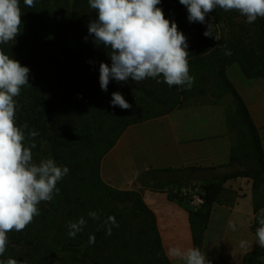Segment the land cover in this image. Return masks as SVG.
Listing matches in <instances>:
<instances>
[{
  "label": "trees",
  "instance_id": "16d2710c",
  "mask_svg": "<svg viewBox=\"0 0 264 264\" xmlns=\"http://www.w3.org/2000/svg\"><path fill=\"white\" fill-rule=\"evenodd\" d=\"M34 4L30 8L20 0V34L0 44V50L30 69V86H23L14 99L17 126L27 123L26 133L39 132L34 139L36 147L31 149L33 161L52 158L70 171L57 183L59 193L38 205L40 214L23 231L7 234L8 244L0 260L13 258L21 264H172L156 215L142 191L114 188L103 179L101 168L129 127L168 116L191 101L218 104L231 98L226 123L235 136L230 166L236 170L203 180L205 203L200 208H194L188 195L181 194V187L187 186L183 181L197 180L194 175L200 168L153 170L147 175L155 185L147 183L146 187L166 191L171 200L185 207L193 247L201 252L213 206L225 202L227 181L252 180L254 212L259 214L264 208V148L259 128L228 71L237 65L246 78L264 80V18L252 24L239 22L231 11L217 7L205 23H190L187 8L179 0H161L157 7L187 38L193 86L169 87L162 77L160 83L152 78L120 83L113 79L105 92L99 82V65L111 66V60L108 50L89 35L88 25L97 15L88 0H34ZM208 24H213L211 36L204 35ZM225 46L231 55H225ZM114 92L121 93L131 108L113 107ZM31 142L26 136L25 145ZM177 185L181 187L174 192L171 186ZM89 211L100 213V220L91 219ZM109 216L119 225L112 227L110 236L106 227H101ZM80 217L87 224L70 238L66 224ZM91 235H95L94 244L89 243ZM261 257L264 249H256L245 254L243 264Z\"/></svg>",
  "mask_w": 264,
  "mask_h": 264
},
{
  "label": "clouds",
  "instance_id": "9594fccd",
  "mask_svg": "<svg viewBox=\"0 0 264 264\" xmlns=\"http://www.w3.org/2000/svg\"><path fill=\"white\" fill-rule=\"evenodd\" d=\"M188 11L190 23H205L206 16L217 7L224 11L236 10L246 17L249 24L264 18V0H179ZM95 10L97 19L88 25V32L94 43L108 50L111 66L99 65V82L105 92L111 80L117 83L129 79L141 82L147 78L156 79L169 87L182 86L191 89L195 77L190 75L189 52L186 36L178 30V25L165 18L160 7L161 0H88ZM27 7H35L34 0H24ZM20 0H0V44H7L20 34ZM205 36L213 35V24H208ZM218 39V38H216ZM87 40V37H85ZM225 55L231 51L225 46ZM30 69L10 58L0 50V256L6 251L7 234L13 230L20 232L40 214L38 205L50 202L54 193L58 194L57 183L69 174V168L58 166L52 158L33 161L31 149L36 147V130L16 124V100L23 86L29 85ZM111 105L130 109L131 105L119 92L112 93ZM26 136L32 142L25 145ZM88 216L100 220V213L89 211ZM256 239L264 249V208L256 217ZM84 217L69 220L67 234L75 238L86 226ZM119 227L115 217L109 216L101 227H106V235L112 234V227ZM235 230V224L229 221ZM95 243V235L89 237ZM247 247V241H241ZM169 255L180 259L183 264H209L205 255L197 247L172 248ZM0 264H21L13 258Z\"/></svg>",
  "mask_w": 264,
  "mask_h": 264
},
{
  "label": "crops",
  "instance_id": "0c3cea01",
  "mask_svg": "<svg viewBox=\"0 0 264 264\" xmlns=\"http://www.w3.org/2000/svg\"><path fill=\"white\" fill-rule=\"evenodd\" d=\"M229 78L245 100L259 128L264 148V111L254 110L255 105L250 98L254 93L251 90L256 86V81L254 80L255 83L252 84L251 81L240 82L241 77L239 82H235L230 75ZM263 98L258 99L263 101ZM206 114L211 117L208 122L203 119L204 116H201ZM225 115L218 104L188 102L183 108L168 116L135 125L136 128L129 127L102 162L101 173L106 183L120 190L142 191L145 203L156 215L163 246L172 264H178V258L169 255L172 248L178 247L183 250L193 247L189 213L179 202L171 200L166 191H155L146 187L147 183H150L149 185L155 183L147 174L156 169L195 167L202 169L199 173L208 174L197 179L202 183L207 177H218L236 170L230 166L235 136L227 126ZM143 137L148 139V142L143 143L145 149L140 150L138 146L141 145L140 142L137 143V139ZM225 188L227 190L223 197L225 202L213 206L208 229L204 235L202 253L204 254L207 247V234L213 222L216 219H223L226 225L221 231L222 249L218 252L221 254L215 257V262L226 256L224 264H228L230 257L227 252L233 244L227 240L230 230L229 221L233 222L234 219L240 218V220L247 219L251 224L250 220L254 222L257 215L253 207L252 180L248 178L229 180ZM184 191L181 190L182 195ZM261 192L264 196V186ZM252 251L254 250L249 247L240 250L242 264L245 254ZM211 257L212 255L209 254V264H213L210 261ZM260 261H264V257L250 264Z\"/></svg>",
  "mask_w": 264,
  "mask_h": 264
},
{
  "label": "rangeland",
  "instance_id": "374dc122",
  "mask_svg": "<svg viewBox=\"0 0 264 264\" xmlns=\"http://www.w3.org/2000/svg\"><path fill=\"white\" fill-rule=\"evenodd\" d=\"M232 16L235 19V21H239V22H245L246 21V17L242 16V15H238L236 10H231ZM228 75H230V77L235 81V82H239V77H241L242 80L241 81H251V83H255L254 80H248V78H246L245 76H243V73L241 72L240 68L237 65L232 66L229 71H228ZM256 81V86H254L251 90V92H254L253 94H251L250 98L253 99L251 100L253 102V104L255 105V107L253 108L254 110L256 109L257 111H264V98L263 101L258 99L261 97H264V80H255ZM257 81H259V83H257ZM263 83V84H262ZM238 84V83H237ZM254 90V91H253ZM256 93V94H255ZM250 95V94H249ZM249 100V99H248ZM207 100H200V101H193V102H201L204 104H208L210 102H206ZM219 107L222 108L225 112V114L230 111L229 109H231L232 104H231V98L227 97L225 98L223 101L218 103ZM217 115L219 116V112L217 113ZM204 116V120L206 122L209 121V119H211L210 116H208V114L206 115H201ZM226 117V115H225ZM215 119V118H214ZM212 119V120H214ZM217 121H219V119L217 118ZM136 128V126H134ZM139 129V128H138ZM141 129V128H140ZM139 129V130H140ZM145 141V142H144ZM140 142L141 146H138V149L143 150L145 149L143 147L144 144H146L148 142V139H144L143 138H139L137 139V143ZM144 143V144H143ZM236 169V168H235ZM178 176H180V174H177ZM208 174L205 173H197L196 175H194V177L196 179L201 178L202 176H207ZM188 177H192L193 175L189 174ZM208 178V177H207ZM183 183H187V186H180L181 190H192V191H196L201 197L204 198V192L202 189V184L197 181V180H191V181H183ZM152 185H155L154 183H151ZM174 190V192L178 191L180 189L179 185H177V187H173L171 186ZM167 189L169 190L170 187L168 186ZM188 199L189 201H191L190 195L188 194ZM230 205V204H229ZM258 216V215H257ZM251 224L249 223V221L247 219H242L240 220V218L234 219L233 223L235 224V230H233L232 227H230L229 230V234L227 237V240H230L231 242H233L232 245H230L229 250H228V257H230L229 263L228 264H242V256L241 254H239L240 250H245L249 247V249H259V245L257 243V239H256V228L258 227V223H257V219L254 220V222H252L250 220ZM250 224V226H249ZM226 225V221L223 219H216L213 224L212 227L210 228L208 234H207V244H206V248L204 251V255L206 257V259L209 261L208 257L209 254L212 255V257L210 258V261L213 264H224L226 262V256H224V259H220V261L215 262V257L219 256L221 253H218L221 249H222V235H221V231L223 230V228ZM241 241H247V247H241ZM213 259V260H212ZM178 264H183V262L178 259ZM256 264H264V261H260L259 263Z\"/></svg>",
  "mask_w": 264,
  "mask_h": 264
},
{
  "label": "built area",
  "instance_id": "2783aa9c",
  "mask_svg": "<svg viewBox=\"0 0 264 264\" xmlns=\"http://www.w3.org/2000/svg\"><path fill=\"white\" fill-rule=\"evenodd\" d=\"M183 194L185 196H187L188 194L190 195L191 205L194 208H200L205 203L204 198L201 197L196 191H192L191 189L188 191L185 190Z\"/></svg>",
  "mask_w": 264,
  "mask_h": 264
}]
</instances>
